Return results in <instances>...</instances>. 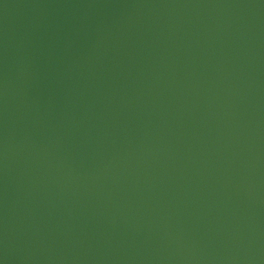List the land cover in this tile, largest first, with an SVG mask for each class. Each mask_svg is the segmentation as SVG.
<instances>
[{
    "label": "water",
    "instance_id": "obj_1",
    "mask_svg": "<svg viewBox=\"0 0 264 264\" xmlns=\"http://www.w3.org/2000/svg\"><path fill=\"white\" fill-rule=\"evenodd\" d=\"M0 264H264V0H0Z\"/></svg>",
    "mask_w": 264,
    "mask_h": 264
}]
</instances>
